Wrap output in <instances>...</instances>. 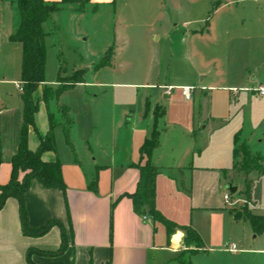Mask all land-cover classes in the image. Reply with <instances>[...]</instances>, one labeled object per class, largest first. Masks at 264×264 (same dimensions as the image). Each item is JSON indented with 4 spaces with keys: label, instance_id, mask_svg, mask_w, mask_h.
Masks as SVG:
<instances>
[{
    "label": "crops",
    "instance_id": "0c3cea01",
    "mask_svg": "<svg viewBox=\"0 0 264 264\" xmlns=\"http://www.w3.org/2000/svg\"><path fill=\"white\" fill-rule=\"evenodd\" d=\"M15 1L0 0V186L9 182L10 160L18 150L22 126V92L16 84H20L23 55L21 46L9 41L19 22ZM98 2L110 6L114 0H89L87 4ZM78 8L77 5L64 7L71 16H84L85 11L79 12ZM223 9L227 11L222 13ZM59 15L61 11L51 14L43 24L46 36L52 35L50 20ZM174 34L175 31L153 33L149 38L153 43H173ZM181 36L179 42L185 48L181 56L184 61L191 59V63H197L190 67L191 81H170L167 55L154 54L144 62L150 64L141 80L134 77L131 82H124L125 79L116 76L111 80L96 76L88 81L85 74L81 83L47 104L43 101V87L56 90L63 78L85 69L74 68L66 75L59 68L52 79L45 78L38 86L33 94L38 106L33 117L35 129L29 128L27 147L37 150L40 140L49 135V116L53 117L57 123L52 130L55 150L44 152L41 159L61 164L64 191L47 189L32 181L23 199L26 224L33 230L49 222L58 225L42 236L24 234L19 202L14 197L8 198L0 210V264H25L29 252L32 264H181L185 258L189 264H213L224 254L235 260L243 254L264 256V239L258 250L224 248L222 222L223 218L226 220L227 209L220 201L225 183L220 180L221 173L224 179L227 172L235 173L232 171L235 137L249 131L250 137L256 133L259 138L263 131L264 96L258 90L264 89V0H224L215 8L205 29ZM201 42L206 44L202 47ZM116 60L119 59L113 51L110 63ZM129 63L142 62L136 59ZM153 63L165 64L154 72ZM206 68L211 72L201 76ZM102 69H97L95 75ZM207 77V86H199ZM183 87H194L191 98L197 94L199 102L203 101L204 117L200 122L196 121L197 109L190 110L189 104L181 103L192 101L182 96ZM87 88H95L101 95H92ZM107 88L137 91L130 94L113 91L108 95V108L102 109L100 100L103 96L107 99L104 91ZM229 89L239 91L236 98L230 96ZM206 92L210 93L209 106ZM157 108L158 115L154 112ZM208 118L212 126L205 140L200 138L199 130H205L206 126L201 124L208 122ZM230 125H234L235 133L225 146V154L230 155L231 167L224 169L213 165L210 154L215 149L213 137ZM88 129L91 138L87 136ZM82 130L86 135H82ZM121 131L127 135L128 145L117 161L113 154L121 149L116 148ZM152 132L158 134L159 143L146 158L140 149ZM262 141L258 139L256 150V155L261 157ZM147 160L158 170L155 210L178 227L170 237L146 208H142L143 215L133 209L130 196L137 189L138 166ZM93 179L95 191L89 188ZM235 209L228 210V224L230 221L249 224L243 217L234 218ZM231 212L233 215L229 217ZM209 217L213 220L206 222L204 218ZM182 227L191 229L196 237L187 248ZM62 233L65 248L55 254L61 248ZM245 235L237 239H247V232ZM249 235L254 242L264 238V233L254 235L250 224ZM39 251L50 255H41Z\"/></svg>",
    "mask_w": 264,
    "mask_h": 264
},
{
    "label": "rangeland",
    "instance_id": "374dc122",
    "mask_svg": "<svg viewBox=\"0 0 264 264\" xmlns=\"http://www.w3.org/2000/svg\"><path fill=\"white\" fill-rule=\"evenodd\" d=\"M224 0H114V3L110 6L98 4L90 5L83 4L81 10L85 11L84 16H71V12L67 9L61 10V15L54 16L50 20L49 33L52 35L46 36L44 40L46 48V59H45V69L44 78L52 79L58 69H61L62 74H69L74 68H83L86 71V78L88 81L93 80L96 76L99 79L111 80L113 76L119 79H125L124 82H131V78L136 77V79H143L145 73L149 68L150 63H144L151 55L158 54L163 57L164 54L167 55L169 62L168 64V79L170 81L186 82L191 81L192 73L190 67L196 65L197 63H191V59L184 61L183 51L184 46L179 42V37L181 34H187L191 31H200L205 29L206 23H209L215 8L220 2ZM233 11H240V8H232ZM223 9L221 12H226ZM48 30V28H47ZM166 31H175L173 35V43H164L163 41L159 43H153L150 41V35L153 33L160 35ZM182 37V36H181ZM203 43L201 42V46ZM203 47V46H202ZM113 48L116 51V56L119 60L116 63H110L109 66L104 67L102 71L95 75L93 68L100 64L105 57V52ZM182 53V54H181ZM182 55V56H181ZM140 60L142 63H129L133 60ZM162 59V58H161ZM1 61V54H0ZM2 62V61H1ZM112 64V67H111ZM152 69L154 72L159 70V65L161 68L164 67L165 63H153ZM224 64V63H222ZM2 63H0V66ZM114 65V70H113ZM110 67V69H109ZM82 70L76 71L71 77L63 78L61 81L62 85H67L64 81L68 79L80 80ZM211 72L210 68L204 70V74ZM46 76V77H45ZM140 77V78H137ZM153 74V80H154ZM208 77L202 85L207 86ZM196 78L194 77V82ZM198 86V87H199ZM11 87V86H10ZM92 95H101L99 91L95 88H87ZM107 94V99L102 97L100 100V108L107 109L109 106L108 95L114 93H135L136 89H105ZM142 91V90H141ZM75 93V92H74ZM207 93L206 99H208L209 106V92ZM218 93L222 94V91ZM192 101L187 103L186 101L181 102L184 104H189L188 109L193 111L197 109L196 121L200 122L203 120V101L198 100L197 94L192 98ZM220 100V97H219ZM223 102L224 98L221 96ZM227 101V100H226ZM233 105V104H232ZM200 107V110H199ZM94 107L92 106L90 111L92 112ZM155 114L158 115L159 109H155ZM264 118V111L262 120ZM206 126L205 130H199L200 138L205 137L207 140V135L209 132L210 125L212 126L211 120L208 118V122L201 124ZM89 128V127H88ZM261 136L256 137V133H252V137L249 131H243L238 137L237 147L240 144H245L248 150L252 154H257L256 150L258 148V139L263 140L261 144V149L263 153L262 161L263 168L262 172H252L249 175L244 173H232L231 175L227 172L225 179L221 173L220 180L225 181L223 189L220 192V201L223 203L227 209L223 218V230L225 247L231 246L232 243L236 244L237 249H247L256 248V250L262 248L261 243H263L264 238H260L254 242L249 235V224L248 223H235L230 221L228 224V210L236 208L233 213L237 216L244 215V211H250L251 213L264 214V125L262 127ZM82 135H86L89 138L92 137L90 129L85 131L82 130ZM235 133L234 125H230L226 129L219 131L215 138V146L210 154L214 166L224 169H229L231 167L230 155L225 154V146L229 144V138ZM259 135V133H258ZM212 138V139H213ZM202 141V139L200 140ZM250 145H248L247 144ZM117 147H121L120 150L116 149L113 157L118 161L119 158L125 153V148L127 147V135L125 132H120L118 135ZM202 154H204L203 149ZM205 159L209 156L204 154ZM241 156L239 155V158ZM240 159H237L239 161ZM230 175V176H228ZM251 180V200L249 205L245 195L246 191V181ZM231 184L237 187V192L235 194H230L224 187L226 184ZM229 194L230 203L226 204L224 202V195ZM253 205L255 208H250ZM246 206V208H244ZM168 208V206H167ZM176 207H173L174 209ZM25 209V208H24ZM246 209V210H245ZM232 216V212L230 213ZM232 218V217H231ZM213 220L212 217L204 218L206 222ZM202 220V219H201ZM217 221V220H215ZM225 221V222H224ZM244 240H238V236H246ZM252 236V235H251ZM254 236V235H253ZM229 244V245H228ZM189 246V245H188ZM184 247L187 248V244L184 241ZM184 263H188V260L182 259ZM189 264V263H188ZM213 264H264V256L257 255H245L243 254L241 258L235 260L231 255L224 254L219 260L213 261Z\"/></svg>",
    "mask_w": 264,
    "mask_h": 264
},
{
    "label": "trees",
    "instance_id": "16d2710c",
    "mask_svg": "<svg viewBox=\"0 0 264 264\" xmlns=\"http://www.w3.org/2000/svg\"><path fill=\"white\" fill-rule=\"evenodd\" d=\"M87 2H89V0H60L56 3H49L46 0L15 1L19 22L15 33L9 37V41L19 44L23 55L20 77V85L22 87L21 100L23 103L22 126L18 150L10 160L11 174L9 182L4 186H0V210L8 198H16L19 202L21 229L26 235L42 236L53 226L58 225L56 222H49L44 227L37 230L30 229L27 226L23 199L24 194L29 189L30 183L32 181H37L47 189L64 191L61 177V164L59 162L46 163L41 159L44 152L55 150L52 130L57 123L53 117L49 116V135L40 140L37 150L31 151L27 147L29 128L35 129L33 117L38 110V106L33 100V94L38 86L45 82L44 69L46 48L44 40L46 34L43 32V24L48 20L51 14L60 12L65 6L77 5L79 6L78 11L81 12V6ZM205 27H207V23ZM112 55L113 48H110L105 53V57L100 64L95 66L93 70L96 71L99 68L109 66ZM85 74L86 71L81 72L82 76ZM73 79L74 77L68 79V81H64L67 85L60 84L56 90L43 87V101L47 104L50 101L57 100L65 91L71 90L76 84L81 83L80 80ZM64 129L68 132V128L64 127ZM158 143V134L152 132L140 149L141 155L148 158L151 152L158 146ZM234 143L232 171L235 173H244L245 175H249L252 172L261 173L263 171L262 157L252 154L245 144H240L237 147L238 136L235 137ZM239 155L241 156L240 158ZM237 159L240 160L237 161ZM138 169L140 176L137 189L136 192L130 196L133 209L137 214L143 215L145 211H142V208H146V212L152 216L155 221L160 222L165 227L167 236L170 237L178 227L165 220L155 210V180L158 175V170L152 166L148 160L143 165L138 166ZM251 187V180H247L245 187L247 202L251 200ZM89 188L92 191L96 190L95 179L89 184ZM244 208H246V206ZM234 218L239 219L241 216L235 214ZM243 218L249 222L254 235L264 233V216L253 214L250 211H244ZM180 230L185 233V242L187 245L196 238L195 233H193L191 229L182 227ZM65 244V236L62 233V245L55 254L62 252L65 248ZM30 254L31 252H29L25 264H32ZM39 254L50 255V253H43L40 251ZM181 264L188 263L181 261Z\"/></svg>",
    "mask_w": 264,
    "mask_h": 264
},
{
    "label": "built area",
    "instance_id": "2783aa9c",
    "mask_svg": "<svg viewBox=\"0 0 264 264\" xmlns=\"http://www.w3.org/2000/svg\"><path fill=\"white\" fill-rule=\"evenodd\" d=\"M16 88L22 92V87L20 84H16ZM171 90H172L171 88H168V91H171ZM193 90H194V87H183V88H181L182 96L184 97L185 100L191 99V95H192ZM228 92L232 98H236V96L239 93V91L237 89H229ZM258 93L260 96H264V89H259ZM223 199H224V202L226 204H231L229 194H225ZM235 248H236L235 245H231L230 251H234Z\"/></svg>",
    "mask_w": 264,
    "mask_h": 264
},
{
    "label": "water",
    "instance_id": "95a60500",
    "mask_svg": "<svg viewBox=\"0 0 264 264\" xmlns=\"http://www.w3.org/2000/svg\"><path fill=\"white\" fill-rule=\"evenodd\" d=\"M225 190L230 194H235L237 191V187L232 186L231 184H226Z\"/></svg>",
    "mask_w": 264,
    "mask_h": 264
}]
</instances>
